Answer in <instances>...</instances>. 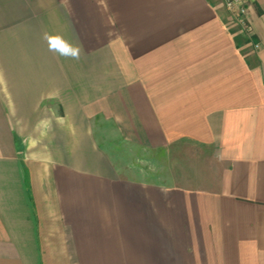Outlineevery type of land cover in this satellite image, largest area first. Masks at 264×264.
<instances>
[{
    "label": "crops",
    "instance_id": "obj_1",
    "mask_svg": "<svg viewBox=\"0 0 264 264\" xmlns=\"http://www.w3.org/2000/svg\"><path fill=\"white\" fill-rule=\"evenodd\" d=\"M248 3L245 31L223 0H0V264H264ZM180 145L216 178L169 174Z\"/></svg>",
    "mask_w": 264,
    "mask_h": 264
},
{
    "label": "rangeland",
    "instance_id": "obj_2",
    "mask_svg": "<svg viewBox=\"0 0 264 264\" xmlns=\"http://www.w3.org/2000/svg\"><path fill=\"white\" fill-rule=\"evenodd\" d=\"M2 20L0 18V25ZM194 149L192 147H188L187 145H180L177 148L170 149L169 156L161 157L164 160L170 161V171L169 174L174 176H180V174L188 173L194 174L195 172L198 173L201 177L204 178H213L216 176V166L209 159V155L204 156L202 159L194 157L193 155ZM166 161V162H169ZM132 174V173H131ZM170 175V178H171ZM152 179H157L156 174L148 177ZM168 177V179H170ZM216 178V177H215Z\"/></svg>",
    "mask_w": 264,
    "mask_h": 264
},
{
    "label": "clouds",
    "instance_id": "obj_3",
    "mask_svg": "<svg viewBox=\"0 0 264 264\" xmlns=\"http://www.w3.org/2000/svg\"><path fill=\"white\" fill-rule=\"evenodd\" d=\"M44 39L48 43L50 51H54L66 58L79 59L80 48L66 40L63 36L45 33Z\"/></svg>",
    "mask_w": 264,
    "mask_h": 264
},
{
    "label": "built area",
    "instance_id": "obj_4",
    "mask_svg": "<svg viewBox=\"0 0 264 264\" xmlns=\"http://www.w3.org/2000/svg\"><path fill=\"white\" fill-rule=\"evenodd\" d=\"M225 8L234 16L243 30L248 31L246 13L248 0H223Z\"/></svg>",
    "mask_w": 264,
    "mask_h": 264
}]
</instances>
